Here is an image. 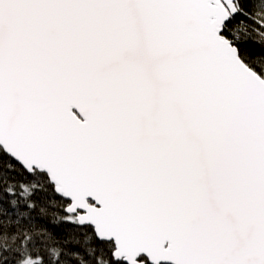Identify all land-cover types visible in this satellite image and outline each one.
I'll return each instance as SVG.
<instances>
[{
	"label": "snow or ice",
	"instance_id": "snow-or-ice-1",
	"mask_svg": "<svg viewBox=\"0 0 264 264\" xmlns=\"http://www.w3.org/2000/svg\"><path fill=\"white\" fill-rule=\"evenodd\" d=\"M0 264H264V0H0Z\"/></svg>",
	"mask_w": 264,
	"mask_h": 264
}]
</instances>
